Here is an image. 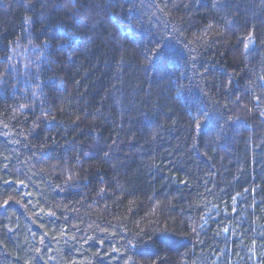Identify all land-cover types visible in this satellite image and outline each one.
<instances>
[{
  "label": "trees",
  "instance_id": "16d2710c",
  "mask_svg": "<svg viewBox=\"0 0 264 264\" xmlns=\"http://www.w3.org/2000/svg\"><path fill=\"white\" fill-rule=\"evenodd\" d=\"M0 264H264V0H0Z\"/></svg>",
  "mask_w": 264,
  "mask_h": 264
}]
</instances>
